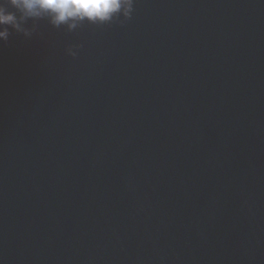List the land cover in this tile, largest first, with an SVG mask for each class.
Instances as JSON below:
<instances>
[{
    "label": "water",
    "instance_id": "1",
    "mask_svg": "<svg viewBox=\"0 0 264 264\" xmlns=\"http://www.w3.org/2000/svg\"><path fill=\"white\" fill-rule=\"evenodd\" d=\"M33 25L0 42V264H264V0Z\"/></svg>",
    "mask_w": 264,
    "mask_h": 264
},
{
    "label": "clouds",
    "instance_id": "2",
    "mask_svg": "<svg viewBox=\"0 0 264 264\" xmlns=\"http://www.w3.org/2000/svg\"><path fill=\"white\" fill-rule=\"evenodd\" d=\"M133 4L134 0H0V42L8 39L9 28L25 38L31 37L35 25L24 27L29 20H46L53 28L69 33L84 23L123 24L130 19ZM66 52L76 56L72 47Z\"/></svg>",
    "mask_w": 264,
    "mask_h": 264
}]
</instances>
